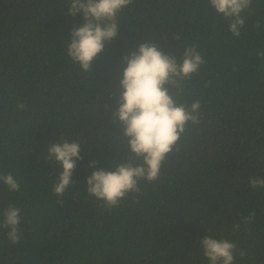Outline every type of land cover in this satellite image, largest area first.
Here are the masks:
<instances>
[{
	"label": "trees",
	"instance_id": "16d2710c",
	"mask_svg": "<svg viewBox=\"0 0 264 264\" xmlns=\"http://www.w3.org/2000/svg\"><path fill=\"white\" fill-rule=\"evenodd\" d=\"M68 11V0H0V174L21 183L10 192L0 182V224L8 205L22 210L18 244L0 228V264H209L201 244L209 235L246 251L235 264H264V188L248 183L264 178V57L256 55L264 0L242 13L239 37L209 0H132L87 72L66 54L85 22ZM144 43L178 63L196 46L198 71L166 87L177 104L199 101L198 122L185 125L155 182L140 181L107 210L88 195L87 179L115 163L142 164L115 112L124 57ZM65 140L80 143L81 159L57 198L61 168L45 157Z\"/></svg>",
	"mask_w": 264,
	"mask_h": 264
},
{
	"label": "clouds",
	"instance_id": "9594fccd",
	"mask_svg": "<svg viewBox=\"0 0 264 264\" xmlns=\"http://www.w3.org/2000/svg\"><path fill=\"white\" fill-rule=\"evenodd\" d=\"M68 14L75 17L82 14L84 24L74 29L67 44V56L87 72L100 54L105 43L118 34L117 16L132 0H68ZM211 8L228 24V31L239 37L245 25L242 15L251 8L253 0H209ZM259 28V24H257ZM257 57H264V51H257ZM203 59L195 45L185 48L181 62L175 56L167 55L152 43H144L138 50L124 57L127 67L123 71L120 87L119 107L115 116L124 126L123 135L128 139L131 156L142 159V164L134 165L131 160L112 165V171H94L87 179V193L98 206L107 210L120 207L121 201L130 193L139 191V182H155L165 157L172 151L185 131L188 122H198L199 101L190 108L177 104L168 90V85H176L196 73ZM23 107V105H20ZM78 141L52 143L47 146L46 161L60 165L61 171L52 185V193L63 197L71 184L76 161L81 159ZM95 168L96 163L89 165ZM8 191L18 192L21 183L12 173L0 174ZM253 190L264 188V178L249 180ZM0 228L6 229L8 241L16 245L20 242L22 210L8 205L3 212ZM254 213L242 218L241 223L253 222ZM240 230V224L233 225V232ZM203 255L209 264H235L246 251L238 248L235 242L212 235L201 241Z\"/></svg>",
	"mask_w": 264,
	"mask_h": 264
}]
</instances>
